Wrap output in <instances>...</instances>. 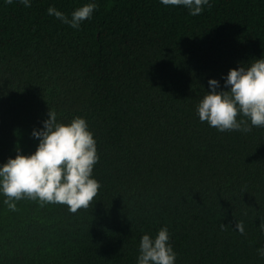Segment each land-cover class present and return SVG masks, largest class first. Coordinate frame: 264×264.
<instances>
[{
	"label": "trees",
	"instance_id": "16d2710c",
	"mask_svg": "<svg viewBox=\"0 0 264 264\" xmlns=\"http://www.w3.org/2000/svg\"><path fill=\"white\" fill-rule=\"evenodd\" d=\"M0 0V163L35 151L48 111L85 118L100 182L87 208L0 193V264H136L169 230L176 264H264V127L218 131L196 105L208 79L264 55V0ZM243 222L244 233L235 228ZM223 224V228H221Z\"/></svg>",
	"mask_w": 264,
	"mask_h": 264
},
{
	"label": "clouds",
	"instance_id": "9594fccd",
	"mask_svg": "<svg viewBox=\"0 0 264 264\" xmlns=\"http://www.w3.org/2000/svg\"><path fill=\"white\" fill-rule=\"evenodd\" d=\"M10 2V0H9ZM31 7L32 0H20ZM165 6H184L189 15L201 14L210 0H160ZM94 0L75 8L70 15L49 6L47 12L62 23L79 28L90 19L97 8ZM220 80L208 79V91L196 105L199 119L206 121L218 131H251L253 126L264 127V55L250 63L230 68ZM42 127L32 129L31 135L38 139L31 154H22L17 148L14 157L0 163V193L4 203L12 210L16 200L25 196L46 202L64 204L68 211L87 208L98 193L100 182L92 175L99 160L96 140L85 118L73 117L67 123L60 122L56 113L48 111L41 121ZM221 224V228H223ZM235 228L244 233L243 222ZM264 233V223L259 224ZM136 264H176L177 253L170 243L169 230L161 227L155 236L145 232L140 237ZM264 257V245L257 249Z\"/></svg>",
	"mask_w": 264,
	"mask_h": 264
}]
</instances>
